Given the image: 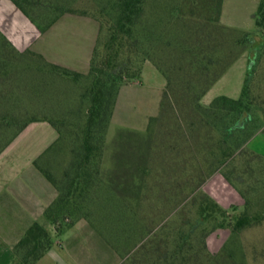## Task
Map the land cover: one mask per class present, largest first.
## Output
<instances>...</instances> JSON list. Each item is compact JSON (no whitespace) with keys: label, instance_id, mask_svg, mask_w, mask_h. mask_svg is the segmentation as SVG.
I'll return each instance as SVG.
<instances>
[{"label":"rangeland","instance_id":"obj_1","mask_svg":"<svg viewBox=\"0 0 264 264\" xmlns=\"http://www.w3.org/2000/svg\"><path fill=\"white\" fill-rule=\"evenodd\" d=\"M35 1L38 3L35 15L40 20L44 19L42 23L62 14L84 16L97 22L98 28L92 21L72 18L53 31L52 39L57 43L55 47L57 55L74 62H80L81 53H84L86 47L89 48L90 55L92 46L96 45V42L93 44L96 31L98 30L97 41L100 24L106 27L115 19L119 2V0ZM218 6L219 0L144 1L143 13L135 27L128 56L114 71L117 88L114 91L117 93L114 94L113 111L101 136L104 149L100 171L110 167V146L119 129L145 131L150 127V118L158 116L167 81L166 75L171 78L175 88L167 99L164 122L151 125L158 146L153 167H164L166 166L164 164L168 163L176 166L177 157L174 150L169 148V144L173 141L172 136L184 134L178 125L186 129L184 124L186 116H183L182 120H177L176 112L183 111L179 104L183 99L191 97L189 91L185 89L193 87L195 85L193 81L201 75H209L204 65L195 64L203 55L206 61L215 62V66L209 67V72L221 73L218 81L201 98L200 104L203 106H208L219 96L239 98L245 85L251 90L257 88L249 95L255 109L253 116L243 126V131L230 129L237 154L232 161L225 163L221 170L207 178L199 188V194H206L215 200L227 211V219L231 221L234 215L244 209L246 200L257 209L264 202V134L260 132L264 127L262 85L264 34L245 40L243 33L257 34L259 33L257 26L252 30L236 31L221 28L216 21ZM104 35L103 31L101 40ZM63 46L67 48L62 50ZM1 53L4 58L7 53L8 61L7 67L3 66L0 70V165L12 169L26 165L29 158L50 140L54 128L50 124L52 121L61 128L63 139L53 152L39 159V164L42 167H49L58 178L62 177L65 170L72 174L81 136L79 129L85 124L89 104L86 91L89 80L87 78L74 80L71 76L50 68L46 60L31 54L21 55L8 50L5 46L1 47ZM76 66L79 72L85 73L88 70L86 65L78 63ZM134 73L139 76L123 80ZM118 97L119 104L112 120ZM34 118L37 121L29 124L37 122L45 124H34L9 142L23 123ZM228 126V120L225 119L221 122L220 129L225 131ZM195 133L191 134V137L187 131L185 132L190 142L189 150L192 149L191 145L199 147L198 144L203 141L206 149L203 156L207 160V154L213 149L212 143L220 137L221 132L217 131L214 125ZM201 168L204 169L203 164ZM226 176L230 180H227ZM161 179L158 176L154 180L157 192L161 186L159 182ZM154 194L155 192L147 190L141 194V198L154 201ZM199 197V195L190 197L189 202L175 214H170L168 219H165L170 212L167 207L161 209L159 213L155 211L147 216L144 212L137 216L124 212L121 201L110 193L102 174L95 173L93 185L78 200L81 210L74 211L73 216L66 217L65 222L59 221L57 225L70 228L80 221L87 223V226L96 230L115 252L118 259L116 264H161L167 257L165 251L173 247L171 242L173 233L180 228L183 229L184 225L186 231L198 218L196 209ZM149 216L154 217L152 219L155 222L151 221ZM218 219H209L203 223L205 247L193 246L190 264H264V222L234 233L229 227L216 228ZM52 226L54 230L55 226ZM156 226V233L148 236V229ZM168 226L171 230L169 234L172 236L166 239L163 238V231ZM49 232L54 237L55 232ZM160 232L163 235L157 236ZM196 239L193 238L195 244ZM112 244L119 248L118 252ZM89 252L93 258L86 264H109L106 252Z\"/></svg>","mask_w":264,"mask_h":264},{"label":"trees","instance_id":"obj_2","mask_svg":"<svg viewBox=\"0 0 264 264\" xmlns=\"http://www.w3.org/2000/svg\"><path fill=\"white\" fill-rule=\"evenodd\" d=\"M144 1L119 0L115 19L110 21L106 27L100 24L99 35L90 58L87 73L71 71L49 61L47 63L50 68L58 70L66 76H71L74 80L87 78L89 83L86 91L89 104L86 111L85 124L79 129L81 136L77 146L78 152L75 156L74 167H72L73 173L70 174L65 170L61 178L56 177V174L49 167H42L39 164V159L53 152V149L63 139L61 128L50 121V124L58 132V138L33 164L58 191L56 200L44 211L46 220L55 226V235L53 237L42 224L38 222L31 223L13 247L14 261L16 264H35L55 245L56 240L59 239L64 228L68 227L64 226L62 228L57 223L59 221L61 223L65 222L66 217L69 218V216L74 215V211L81 210V204L78 203V200L93 185L95 173L102 174L110 193L117 196L118 200L121 201L122 208L125 210L124 212L137 216H141L144 212L146 215H151L155 211L159 213L161 209L164 210L167 207L170 212L165 216V219H168L170 214H175L180 208L184 207L189 202L188 199L190 197H194L195 195L200 196L196 209L198 218L186 231L184 225L182 226L183 229L180 228V230L178 229L177 232L173 233L171 239L173 247L171 250L165 251V256L167 257L161 264H176V262H178L177 264H190L193 246L205 247L203 223L209 219L216 220L219 217L215 227H229L234 233L242 232L245 229L260 225L264 222V202L257 209L250 201L246 200L244 209L234 215L233 220L228 221V213L226 210L221 208L208 195L199 194V188L202 183L221 170L225 163L232 161L237 154L235 140L230 129L240 132L243 131V126L253 116V111L255 110L253 103L249 99V95H252L257 89L253 88L251 90L245 85L239 98L234 99L228 96H219L214 98L208 106H203L200 104L201 98L221 76V73L214 74L209 72V67L212 65L215 66V62L213 63L210 60L206 61L203 55L195 64L204 65L209 75H201L193 81L195 82L193 87L185 89L189 91L191 97L183 99L182 103L179 104L183 111L180 112L177 110L176 112L177 120H182L183 116H186L184 117L186 129L178 125V128L184 134L181 135V133L177 137L172 136L173 143L171 142L169 144V148L174 150L177 157L176 166L168 163L164 164L166 165L164 167H153L154 156L158 151V146L151 125L157 122H164L165 114L167 113L165 109L167 99L170 92H173L175 88L171 78L166 75L167 81L158 116L150 118V127H147L145 131L119 129L110 146V167L100 171L102 150L104 149L101 136L113 111L115 105L114 94L117 93L114 91L117 89L115 86L116 78L114 77V71L121 61L128 56L127 53L131 39L135 33V27L143 13ZM12 2L36 23L41 31L46 30L63 15L55 16L49 22L42 23L41 21L44 19L40 20L35 15L38 11V3L35 0H12ZM220 3L221 0H219L217 23L223 29L236 31L235 29L224 27L219 23ZM256 26L259 33H243L245 40H250L264 34V0H260L256 11ZM103 31L105 32V37L101 40L100 37ZM0 38L2 40L0 42V49L5 46L8 50H12L21 55L31 54L41 60H46L42 55L29 49L17 51L4 36L0 35ZM0 57L1 70L3 66L7 67L8 60L6 59L8 55L6 53V58H4L1 53ZM138 76L139 74L134 73L125 77L123 80L135 79ZM120 81L122 80L120 79ZM262 85L264 87V82ZM225 119L228 120L229 126L223 131L220 129V124ZM34 121H37V119H30L23 123L9 142L18 136L30 122ZM214 125L217 131L221 132V135L212 143L213 149L207 154L208 158L205 160L203 155L206 149L203 141L198 144L199 147H196L195 144L191 145L192 149L189 150L188 143L190 142L185 132L187 131L191 136V134L194 135L196 134L195 132H199L205 127ZM260 132L264 134V127ZM182 138L183 140H181ZM249 150L261 156L255 151ZM202 164L204 165V169L201 168ZM158 176L162 179L159 181L161 186L158 187L157 192L154 180ZM226 179L230 180L228 176H226ZM147 190L149 192H155L154 201L146 198L142 200L141 194L147 192ZM152 218L151 221L155 222ZM156 229L157 226L148 229L149 233L147 235H153L156 233ZM170 231V227L168 226L163 231L164 235L160 232L157 236L163 235V238L169 239V236H172V234H169L171 233ZM197 231L198 233H196ZM193 238H197L196 244L195 242L193 243ZM112 245L118 252L119 248L114 244Z\"/></svg>","mask_w":264,"mask_h":264},{"label":"crops","instance_id":"obj_3","mask_svg":"<svg viewBox=\"0 0 264 264\" xmlns=\"http://www.w3.org/2000/svg\"><path fill=\"white\" fill-rule=\"evenodd\" d=\"M259 2L260 0H221L219 23L235 30L254 29ZM72 18L92 21L98 28L97 22L88 17L65 14L46 30L41 31L37 24L26 16L12 0H0V35L4 36L14 49L17 51L29 49L42 55L50 63L79 72L80 70L76 66L78 63L86 65L89 69L94 45L90 55L88 53L89 48L86 47L84 53L81 51L80 62H74L71 59L64 60L63 56L57 55L55 52L57 43L52 39L53 31ZM97 33L98 30L95 33L93 44L96 42ZM64 48L67 47L63 46L61 49L64 50ZM119 98L112 120L117 111ZM34 124L45 123H31L20 134L26 132ZM146 126L147 123L145 128ZM52 129L50 140L29 158L26 165L13 169L9 166L0 165V235L2 239L0 240V264H16L13 247L31 223L38 222L49 231L54 232L53 226L44 216V211L56 200L58 191L33 164L35 158L57 139L58 133L54 128ZM6 225L7 228L5 229ZM89 251L93 253L106 252L109 257V264H116L118 260L115 252L105 243L96 230L88 227L87 223L80 221L74 227L65 229L59 239L56 240L55 245L35 264H86L88 260L93 258Z\"/></svg>","mask_w":264,"mask_h":264}]
</instances>
